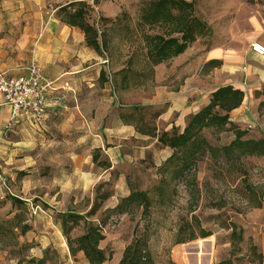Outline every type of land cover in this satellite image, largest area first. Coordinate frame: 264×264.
Returning a JSON list of instances; mask_svg holds the SVG:
<instances>
[{
	"label": "rangeland",
	"instance_id": "1",
	"mask_svg": "<svg viewBox=\"0 0 264 264\" xmlns=\"http://www.w3.org/2000/svg\"><path fill=\"white\" fill-rule=\"evenodd\" d=\"M76 1L89 5L86 18L105 33L103 58L108 70L114 73L124 67L136 51L138 55L130 59L133 68L141 71V41L136 31L140 9L147 0ZM188 1H193L195 14L206 22L210 34L192 43L181 63L170 60L161 66L158 82L140 86L136 78L126 88L114 91L109 83L101 88L97 85L92 92L98 99L86 105L84 118L56 116L53 125L38 132L40 136L7 132L21 142L10 158L0 156V172L8 187L0 189V264H18L30 258H44L42 264H88L82 252L74 256L69 253L58 215L69 210L86 214L107 193L98 211L86 218L95 224L99 220L105 223L100 247L112 255L103 264L118 262L137 221L150 231L153 264H167L169 260L176 264H215L222 260L264 264V156H246L223 166L204 158L196 166L195 186L173 181L160 198L152 195L159 183L156 167L170 150L161 148L156 138L138 133L134 125L133 133L129 128L120 130L121 115H128L135 106L134 117L129 116L132 124L141 125L142 116V123L159 133L172 127L181 129L188 111L203 106L188 96L176 105H184V109L170 111L172 103L166 93L177 92L184 78L193 85L191 88L205 90L201 95L206 89L225 84L242 89L243 102L230 113V119L246 130L245 137H264V56L250 49L254 40L264 43V0ZM115 19L119 20L112 25ZM212 48L223 49L233 60L221 61L218 67H198L195 56ZM155 99L162 103L148 104ZM204 134L218 145L234 136L230 130L217 134L205 130ZM95 154L97 160L93 161ZM102 161H108L110 167L105 169ZM132 188L147 190L154 197L150 216L140 218V211L110 212ZM6 195L19 197L23 204H12ZM232 223L242 229L238 241L230 236ZM24 224L30 228L22 232ZM84 226L80 221L70 236L81 234ZM190 231L195 232L193 239L177 242ZM201 231L209 235L202 237Z\"/></svg>",
	"mask_w": 264,
	"mask_h": 264
},
{
	"label": "trees",
	"instance_id": "2",
	"mask_svg": "<svg viewBox=\"0 0 264 264\" xmlns=\"http://www.w3.org/2000/svg\"><path fill=\"white\" fill-rule=\"evenodd\" d=\"M88 9L89 5L83 1L70 2L59 7L56 15L61 22L78 28L84 35L86 46L103 58V51L107 48L105 33L100 31L95 23L88 21L86 18ZM106 20L108 21V19ZM118 20H113L112 25L116 24ZM137 27L136 34L141 41L139 49L143 69L138 71L132 66L133 57L138 55L135 51L130 57L132 59L129 58L121 69L114 73L108 68L106 71H101L100 82L106 80L113 91L119 87L126 88L132 79H139L136 85L140 86L153 81L156 65L172 60L189 48L198 38L210 34L209 26L195 14L193 1L188 0L145 1L140 9ZM221 63V60L212 59L204 65L218 67ZM243 99L244 92L239 87L232 84L218 86L210 93L209 100L205 105L186 117L185 124L181 129L172 127L171 130H163L160 133L155 127L142 123V116L139 119L141 125L130 122L129 116L134 117L138 108L136 106L128 115H121L124 124L134 125L138 133L156 138V142L161 148L170 150V153L156 167L159 183L153 188L152 195L163 198L166 188L170 187L173 181L195 186L196 166L204 158L223 166L229 162L240 161L246 156H264V137H245L246 130L241 129L230 119V112L238 108ZM157 115L158 113H155V116ZM205 130H211L215 134L230 130L233 131L234 136L226 144H212L205 136ZM96 160L97 155L95 154L93 161ZM100 164L105 169L110 167L108 161H102ZM152 195L147 190L132 188L128 195L122 197L110 212L134 214L140 211V218L148 217L151 215L155 202ZM6 196H10L12 204H23V201L15 195ZM107 196L109 193L104 194L99 202L95 201L86 214L69 210L58 215L69 253L74 256L77 252H82L88 264H103L112 255L110 251L106 252L104 248L100 247V242L105 238L103 232L105 223L99 220V223L95 224L91 220H86L87 217L98 211L102 200ZM27 206L29 205L27 204ZM80 221L85 224L83 232L71 237V230ZM229 227L231 228V238L240 240L242 229H237L234 223ZM29 228V225L24 224L21 226V231L24 232ZM200 235L205 237L209 233L201 231ZM150 236L148 228L140 226L137 221L133 228L132 238L124 247L116 264H153L149 249ZM194 236L195 232L190 231L187 237H181L177 242L191 240ZM33 262L42 264L44 258L37 261L30 258L26 261H19L18 264H32ZM167 264L176 263L169 260ZM215 264H229V262L222 260Z\"/></svg>",
	"mask_w": 264,
	"mask_h": 264
},
{
	"label": "crops",
	"instance_id": "3",
	"mask_svg": "<svg viewBox=\"0 0 264 264\" xmlns=\"http://www.w3.org/2000/svg\"><path fill=\"white\" fill-rule=\"evenodd\" d=\"M74 1L76 0H0V70L10 75H20L24 73V67L28 62L34 59L44 74L54 81L53 94L65 93V99L61 104L55 105L53 98H50L43 119L22 116L15 122H10V107L0 94V156L7 154L6 156L10 158V155L15 154L17 144L21 142L20 138H14L13 134L7 136V132L16 134L23 132V136H40L38 132L46 130L47 125H53L56 116L64 114L72 119L82 115L84 118V115L87 116L86 105L98 99L92 90L97 85L101 88L108 83L99 80L100 72L106 71L107 68L105 60L86 46L84 35L78 28L61 22L56 15L59 7ZM189 49L190 47L171 61L181 63ZM233 58L221 48H212L199 53L194 60L199 67L212 59L225 61ZM161 66H165V63L154 67L153 82H158L162 78ZM65 83L68 84L67 88L64 86ZM189 84L190 82L183 78L177 92L166 93L172 103L171 112L184 109V105L178 108L176 105L188 96L197 98L195 102L200 101V105H205L210 93L216 88L206 89L207 92L201 95L205 90L199 87L191 88L193 85ZM53 94L51 96H54ZM152 103L162 102L155 99L148 104ZM197 110L188 112L190 114ZM119 125L121 131L129 128L132 129V133L134 132L133 125L120 121ZM30 143L28 140L29 146ZM262 250L264 256V234Z\"/></svg>",
	"mask_w": 264,
	"mask_h": 264
},
{
	"label": "built area",
	"instance_id": "4",
	"mask_svg": "<svg viewBox=\"0 0 264 264\" xmlns=\"http://www.w3.org/2000/svg\"><path fill=\"white\" fill-rule=\"evenodd\" d=\"M250 49L255 55L264 56L262 42L252 41ZM64 86L67 88L68 84L65 83ZM54 91V81L44 74L41 66L34 59L28 62L24 67V73L20 75H10L0 70V94L10 107V122H15L22 116L43 119L51 97L55 105L61 104L65 99V93L53 94ZM0 189H8L6 179L1 172Z\"/></svg>",
	"mask_w": 264,
	"mask_h": 264
},
{
	"label": "water",
	"instance_id": "5",
	"mask_svg": "<svg viewBox=\"0 0 264 264\" xmlns=\"http://www.w3.org/2000/svg\"><path fill=\"white\" fill-rule=\"evenodd\" d=\"M195 260H196V258L194 259V261H195ZM194 261H193V262H194Z\"/></svg>",
	"mask_w": 264,
	"mask_h": 264
}]
</instances>
